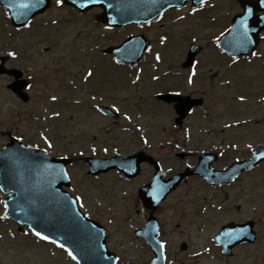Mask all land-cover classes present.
<instances>
[{
    "label": "rangeland",
    "instance_id": "obj_1",
    "mask_svg": "<svg viewBox=\"0 0 264 264\" xmlns=\"http://www.w3.org/2000/svg\"><path fill=\"white\" fill-rule=\"evenodd\" d=\"M222 2L227 4L225 0ZM222 8L208 13L211 16L226 13L227 16L229 11H224V6ZM197 18L176 23L169 30L173 29L178 38L186 31L202 36L208 48L201 69L205 68L206 75L220 72L221 104L218 103V92H212L210 98L206 95L208 99L204 109L195 111L180 126L173 122V111L164 106L146 107L138 117L139 111L130 105L149 94L138 84L130 86L126 76L128 69L113 62L112 71L110 66H99L97 73L113 75L112 98L120 113L118 121L114 122L98 114L93 107L87 108L85 102L77 108L58 109L60 112L49 108L48 96L56 97L53 103L60 98L61 91L57 89L60 75H81L95 68L97 64L89 62L87 51L94 44L92 37L101 35L102 31L87 18V22L84 17L77 20L60 7L53 6L25 31L29 36L24 33L15 41L19 52L26 51L20 54L16 65L26 69V76L32 75L33 85L27 92L30 101L23 103L15 98L6 89V81L0 78V130L3 131L0 142L5 139L6 132L22 136L25 142L40 145H44V136H47L53 145L49 148L51 155L69 157H81L79 150L84 154L92 148L98 153H104L102 149L108 148L107 154L125 155L146 146L147 151L162 157L166 172H173L175 168L196 163V156L190 155L192 152L186 160L177 158L176 152H201L211 144L217 145L220 136L225 142L239 135L230 129L222 132L225 121L258 119L255 126H261L264 123H259L264 121V61L247 60L236 63V66L223 53L221 58L218 57L213 53L209 40L217 35L220 27L204 26ZM114 33L115 42L125 34ZM106 42V39L97 38L99 45ZM73 47L75 51L70 52ZM165 52L163 55H169L168 49ZM240 96L244 97L243 101ZM233 156H224L215 163L216 166L226 165L234 159ZM144 168L139 178L125 181L110 174L104 175L103 180L94 179L87 174V166L82 160H76L67 167L71 177L69 191L75 197H81L79 202L84 212L100 217L106 224L108 245L119 255L122 264H150L152 256L143 240L134 235V229L140 227L147 215L134 198L137 186L149 177V169ZM262 171L264 168L246 173L239 181L222 188L221 200L217 190L196 186V182L190 179L181 191L165 201L158 216L164 222L160 239L166 243L167 264H264ZM208 203L211 205L205 206ZM104 206H109L105 214ZM246 219L255 221L256 242L236 246L232 256H223L212 239L213 234L222 223ZM15 227L10 221H0V264H72L61 252L49 250L30 233L23 235ZM182 242L187 244L186 251L179 248Z\"/></svg>",
    "mask_w": 264,
    "mask_h": 264
},
{
    "label": "flooded vegetation",
    "instance_id": "obj_2",
    "mask_svg": "<svg viewBox=\"0 0 264 264\" xmlns=\"http://www.w3.org/2000/svg\"><path fill=\"white\" fill-rule=\"evenodd\" d=\"M8 1L9 0H2V4H0V58L4 59V64L7 68H14L17 67L16 62L21 57L20 54L26 53V51L19 52L18 46H16L15 43L16 39L18 37H23L24 33L29 36V34L25 31L30 29L35 20L39 19L40 16L42 17L44 14L47 13V11L53 8L55 0H52L51 7H49L43 13V15L31 18V20L29 21L30 27L27 26V24H25L24 26H15L12 23L9 10L6 7L8 5ZM24 1V3L33 4V0ZM210 1L211 0H207L203 6L199 5L196 7L188 3V5L183 9H170L166 11L163 15H161L159 18L155 19L150 23L127 25L122 28H108L101 21H98L96 16L102 12V9L98 7L89 8L85 12H81L79 9L64 3V5L61 6V9L70 16L76 17L77 20H80L83 17L84 19L87 18L89 22L94 25V27L96 26L97 28H100L102 30L101 35H95L92 37V41L94 44L90 46L89 50L87 51V57L90 58L89 62H113L114 57L110 54L104 53V49L108 46L115 44L114 31L118 32V34L124 32L125 34L123 38H126L129 35L137 34L146 36L149 39V43L151 44L147 49L150 48L151 52L146 50L143 58V65L146 64L145 68H147L148 70L143 72L142 75H134L135 77L133 79L135 81L134 85L138 84L143 89V91L148 92L149 96L142 98V101L138 100L131 105L128 104V106L130 105L133 108L139 109V111H143L146 107L155 108V106L159 104L169 106L173 109L176 105L185 102L187 100L186 98H188V101L190 103L194 102L188 114L190 115L194 111L205 107V104H207V99L210 98L212 92L219 93V96L217 95V93L215 94L218 96V103L221 104V75L220 72H218L217 75H206L205 68L201 69L203 65V55L208 48V46L204 43L202 36H194L193 34L191 35L189 32L186 31V33L180 34L178 38L176 33L173 32V29L169 30V28L174 26V24L182 21L191 22L196 16L198 17L197 19L201 20L202 25L204 26L208 27L207 24H211L220 27L218 33L221 34V26L224 27L225 25H228L231 16L242 12L239 3L236 0H225L227 4H223V0H212V3L215 2L213 4H209ZM253 1L254 6L256 8L255 15L257 16L259 14H262V11L258 10L256 6H263L264 0ZM223 6L224 9L229 11V14L227 16H225V13H221L219 15L214 16H211L208 13L209 11L213 12L214 10L219 8H221L222 10ZM193 8H196L197 11L193 12ZM22 10L23 15H21L19 21H21L26 15H28V10H25L24 8ZM222 14L224 16H221ZM85 21L87 22L86 19ZM64 23H66L65 20ZM154 31H156V33H154ZM162 37H166L163 43L161 42ZM97 38L106 39L107 42L104 45H99V43H97ZM193 43H196L200 47V49L194 58L193 64L191 66L186 67L184 62L187 60L190 46ZM261 46H264V29L260 34L258 48ZM167 49L169 50V55H163V53H166L165 51ZM73 51H75L74 47L73 49H71L70 52ZM9 52L15 53V56H9ZM157 55L160 56L159 61L155 59ZM193 68H195L196 75L192 77L193 83L189 84L188 79L191 72L193 71ZM159 71L162 72L159 73ZM0 77L6 81V85L12 80V78L8 77L7 75H0ZM32 82V75H30L28 84L29 89L32 88ZM113 86V75H99L97 72H93V75L91 77H88V75H75V73L73 75H60L59 85L57 89L61 91V95L56 105L61 110L70 107H80L84 102L86 103L85 106L89 109L94 106L98 108L99 105L109 106L112 105L113 102L111 91ZM9 92L11 93V91ZM159 93H172L177 95V97L174 98L176 99L174 102L166 103L165 101L156 99V95ZM206 95L208 96V98L206 97ZM53 96L54 95H52V97ZM93 97H95V99H93ZM51 98L50 96H48L47 100L53 103V100H51ZM100 114L105 117V115H103L101 112ZM262 122L264 121H260L259 123L261 124ZM229 123L230 124L228 125H231V127H227V129H222V132L225 133L226 130L230 129L232 133H236L239 135L233 138H229L228 141H225L224 145L222 146L220 136V138L216 142L217 145L211 144V146L205 151L198 152L196 154L197 158V155L209 152H216L218 157L221 155V153L232 155L233 151L237 150V148H242L243 144H246L243 147L244 151L240 149L241 151H239L238 153L243 158H246L251 154V150L254 147L261 145L264 146V123L261 126H255L258 123V120H243L239 122ZM2 132L3 131L0 130V134H2ZM219 132L221 135V128L219 129ZM9 136L10 133L8 132L4 134L5 139L0 142V148H2L7 143V141L9 140ZM249 144H251V148L248 147ZM141 149L144 150L146 148ZM147 152L148 154L153 156L155 160L164 165L162 157L156 156L154 153H151L149 151ZM87 154L93 155L95 157L108 156L106 153H98L96 151H91ZM190 155L193 154L190 153ZM190 155L188 152L187 155H185L184 159L189 158ZM79 158L81 159L82 157L79 156ZM192 164L193 163L184 165L183 168H175L173 172L172 170H170L171 172H167V174L164 173V178L168 179L178 170L184 169L185 167L191 166ZM263 165L264 161L261 162L254 170L262 167ZM144 167H147V169H149V177H145L144 180L140 183V185L145 184L149 181L154 171L152 165L148 162H143L141 164V172L138 176L131 179L125 177L124 179L129 181L139 178L142 175L143 169H145ZM110 172L116 171L112 170ZM110 172L99 174L96 177L109 174ZM117 175L120 176L121 174ZM190 179L196 182V184H194L196 186L205 187V189L209 190H217L219 192L221 200V188H223L224 185L208 184L202 179H200L198 176H190L188 178H185L183 180V183L176 190L170 192L165 200L167 201L177 191H181V189L187 185V182ZM260 185L263 187L264 183H261ZM0 196H2L1 193ZM180 201L183 200L180 199ZM162 205H160L157 211H155L156 218L159 224L160 235L163 234L162 226L164 222L159 219L160 217L158 216V212L161 209ZM104 208L105 209L103 211L105 214L107 209L105 206ZM220 209L221 204L219 210ZM51 246L53 247V245ZM57 250L60 249L57 248Z\"/></svg>",
    "mask_w": 264,
    "mask_h": 264
},
{
    "label": "water",
    "instance_id": "obj_3",
    "mask_svg": "<svg viewBox=\"0 0 264 264\" xmlns=\"http://www.w3.org/2000/svg\"><path fill=\"white\" fill-rule=\"evenodd\" d=\"M114 1L118 2L117 6L115 2L117 12L115 13L114 10V14L103 16L107 18V16L115 15L113 19H118L121 23L151 19L164 9L175 5L180 6L179 4L185 3L187 0H128L129 3L126 4H122V0ZM240 1L244 2V4L246 3L245 0ZM245 30H247V33L250 32L249 28L246 27H243L240 31L236 30L233 21L232 27L221 37L220 45L222 50L233 56L251 52L252 45L242 47L238 40L241 39V34ZM139 51L131 46L130 52L128 50L125 55L120 53L119 56L125 61H133L138 58ZM187 104L182 102L177 106V109L180 106L186 108ZM188 108L184 110V113H180L181 116L185 114ZM11 145H8V148ZM15 145L14 147L22 150L21 155H25L26 159H22L23 156L19 155L17 157L11 156L8 151L0 156H7L5 157L7 159L13 158L10 160V164H6V167L4 166V171L6 170V173L12 172V174L3 177L2 187L5 193H13V196L8 197L6 201L5 215L21 224L28 225L33 232L39 231L42 235L49 236V240L66 244L65 247L72 250L73 254L77 256L76 260L79 264H116V257L106 249L104 236L99 224L80 213L75 203L71 204L70 207L67 206L68 202L74 199L61 186L63 184L69 185L68 176L65 177L63 175L66 173L65 164L69 160L55 159L42 154L40 151H32L21 144ZM141 158L142 156L137 154L133 157L88 161L90 163L89 172L97 173L117 168L126 174L133 175L136 173ZM243 166L240 167L239 164H236L232 170L234 168H245ZM185 174L188 173H180L179 175L182 177ZM205 174L212 177L216 173L208 172ZM217 174L218 176L221 175L222 183L228 180L223 178H226V175L228 176L230 172ZM157 178L151 182L148 188L145 187L143 189L144 191L142 192H147L149 195L143 197L140 194L143 201L153 200L157 202L179 183V177H175L167 184L162 183L160 191H158L159 180ZM246 225L235 227L228 225L229 227L223 230L221 236L216 238L217 242L224 245L228 254L231 247L236 243L243 240L250 242L254 240V233L251 231L250 224L249 226ZM145 231L147 232H145L147 241L156 255L153 259V264H162V251L156 241L155 231H150L149 228ZM142 234L144 235L143 232ZM227 234H231V236ZM97 243L100 244L99 249L95 247Z\"/></svg>",
    "mask_w": 264,
    "mask_h": 264
},
{
    "label": "snow or ice",
    "instance_id": "obj_4",
    "mask_svg": "<svg viewBox=\"0 0 264 264\" xmlns=\"http://www.w3.org/2000/svg\"><path fill=\"white\" fill-rule=\"evenodd\" d=\"M36 2L39 3V0H36ZM91 2H97V0H91ZM205 2H206V0H198V3H199L201 6H203V5L205 4ZM55 3H56V5H57L58 7H61V6L64 5L65 0H55ZM35 6H36L35 4L31 5V7H35ZM81 6L83 7L84 5H81ZM20 7L27 9V8L30 7V5L27 4V3H22V4L20 5ZM192 11L195 12V11H197V9H196V8H193ZM248 11L251 12V9H249ZM25 23L27 24V26L30 27V22L25 21ZM222 35H223V33H222ZM165 39H166V37H162V38H161V42L163 43V41H164ZM217 39H219V38H217ZM241 42H242V43H241V46H242V47H243V46H246L248 43H251V41L248 39V33H247V30H245V31L241 34ZM147 51L151 52V49L149 48V49H147ZM136 54H138V53H136ZM8 55H9V56H15V53H13V52H9ZM252 55H256V53H252ZM155 59H156L157 61H159V60H160V56L157 55V56L155 57ZM116 63H120V61L117 60ZM197 63H198V62H197ZM87 75H88V77H91V76L93 75V73H92L91 71H89ZM195 75H196L195 68H193V71L191 72V74H190V76H189V79H188V83H189V84L193 83V79H192V77H194ZM133 82H135V81H133ZM52 99L55 100L56 97L53 96ZM93 99H95V97H93ZM239 99H240L241 101H243V100H244V97H243V96H240ZM114 111H117V112H118L119 109H114ZM56 115H59V113H57ZM226 127H231V125H226ZM45 142L47 143L48 148L53 147V145H52L50 142H48L46 139H45ZM144 143L147 144L148 141L145 139V140H144ZM177 147H179V145H177ZM248 147L251 148V147H252L251 144H249ZM91 151H92V152H95L96 149L93 148V149H91ZM103 151H104L105 153H107V152H108V148H104ZM82 154H83V153H81V155H82ZM261 156H264V153H261ZM261 156H257V159H260ZM63 175H64L65 177L67 176L66 173H64ZM80 200H81V197H76L75 200H70V201L68 202V205H67V206L70 207L71 204L77 203V202H79ZM5 207H7V205H5ZM25 235H27V233H25ZM34 235H35L36 237H38L40 240H43V241H49V236H47V235H42V233L39 232V231H34ZM227 235L231 236V234H227ZM51 242H52V243H56L57 247H59V248L63 249L64 251H66L67 254H68V256L72 258V260H76V259H77V256L73 254V251H72V250H70V249H68V248H65V244H63V243H57L56 241H51ZM95 247H96V249H99V248H100V244L97 243ZM160 247L163 248L164 245L161 244Z\"/></svg>",
    "mask_w": 264,
    "mask_h": 264
}]
</instances>
